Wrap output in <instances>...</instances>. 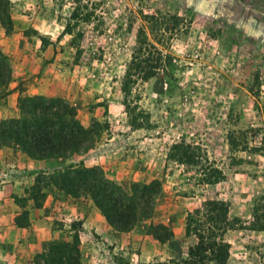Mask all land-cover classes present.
Returning <instances> with one entry per match:
<instances>
[{
	"label": "rangeland",
	"instance_id": "rangeland-1",
	"mask_svg": "<svg viewBox=\"0 0 264 264\" xmlns=\"http://www.w3.org/2000/svg\"><path fill=\"white\" fill-rule=\"evenodd\" d=\"M7 1L12 31L0 23V50L13 72L9 84L64 99L83 126L99 125L94 146L73 161L102 168L125 190L158 180L161 192L151 219L115 234L100 228L102 215L88 198L71 202L51 189L35 207L29 189L35 176L28 171L37 168L11 161L18 148L1 145L0 264H36L50 242L69 239L76 220L81 264H170L196 244L185 237V214L205 199L227 202L230 215L246 225L253 205L264 214V0ZM75 7L79 21L66 34ZM140 35L160 51L162 64L157 76L137 80L125 95ZM0 106L7 118L17 116V98ZM179 142L194 146L224 180L198 184L196 168L169 158ZM158 224L169 226V241L153 238L149 227ZM224 239L229 259L211 264H264V231L237 229Z\"/></svg>",
	"mask_w": 264,
	"mask_h": 264
},
{
	"label": "trees",
	"instance_id": "trees-1",
	"mask_svg": "<svg viewBox=\"0 0 264 264\" xmlns=\"http://www.w3.org/2000/svg\"><path fill=\"white\" fill-rule=\"evenodd\" d=\"M7 0H0V23L6 34L12 31V21L8 13ZM79 8L70 12L64 32L72 33L71 22L79 21ZM90 15H85L89 20ZM138 46L133 49L131 61L126 71L122 92L128 95L130 86L137 80L148 81L157 76L162 64L160 51L140 35ZM43 46L44 38H40ZM13 79L8 57L0 50V100L17 90L16 117L4 119L0 124V145L15 146L28 158L37 161H67L54 167L29 170L34 175L30 195L35 207H41L47 197V190L56 189L61 197L76 202L88 198L98 209L106 224L114 231L127 233L141 221L151 219L161 192V183L152 179L136 181L125 190L102 168H88L84 163L71 161L74 156L86 154L95 144L97 125L85 127L78 119L76 108L61 98L44 95H28L18 89L8 88ZM130 115L129 106L125 105ZM132 119V117H131ZM131 123L136 126V119ZM170 160L178 165L196 168L198 184L213 186L224 180L223 172L203 158L200 152L185 142L175 143L169 152ZM241 162V161H240ZM16 202V200H15ZM20 202L17 201V204ZM262 208L253 205L251 221L246 225L241 218L230 215L227 202L218 199H205L199 206L185 214V237H194L196 244L188 247L187 258L170 264H211L229 259L230 244L224 239L226 233L237 229L254 232L264 231ZM261 210V211H260ZM23 213L27 214V211ZM17 226H22L16 219ZM153 238L160 243L169 241L173 234L169 226H150ZM81 221L70 223L68 240L49 243L47 250L37 256L36 264H81L80 231Z\"/></svg>",
	"mask_w": 264,
	"mask_h": 264
},
{
	"label": "crops",
	"instance_id": "crops-1",
	"mask_svg": "<svg viewBox=\"0 0 264 264\" xmlns=\"http://www.w3.org/2000/svg\"><path fill=\"white\" fill-rule=\"evenodd\" d=\"M19 81L15 82V85L12 86L11 84H9V89L12 90L14 89L15 87H17L19 85ZM18 96V91L15 90L13 92H11L7 98L8 99H16ZM4 113V115H3ZM8 113V110L7 108H5L4 106H0V120L1 119H5L7 118L8 115H6ZM1 147V145H0ZM16 161V162H21L19 164H22L23 168L26 167L28 169H33V168H39V169H43V168H49V167H54V166H57V165H61L63 163H66L67 161H61V160H55V161H49V160H43V161H37V160H32L30 158H28L26 155H24L23 153H20V151L18 150L17 153H16V158L15 159H11V161ZM74 160V157L71 159V161ZM2 163V161L0 160V164ZM19 168H20V165H17ZM3 182V181H2ZM1 182V183H2ZM98 209L94 206L93 207V213L95 215H100L98 213ZM11 218H13V216H11ZM11 222H12V219H11ZM99 226L101 229L103 230H111L112 229L106 224L104 218L101 216L100 217V221H99ZM115 234H120V232H117V231H114ZM123 234V233H121Z\"/></svg>",
	"mask_w": 264,
	"mask_h": 264
}]
</instances>
